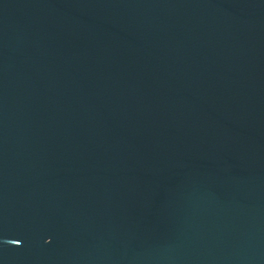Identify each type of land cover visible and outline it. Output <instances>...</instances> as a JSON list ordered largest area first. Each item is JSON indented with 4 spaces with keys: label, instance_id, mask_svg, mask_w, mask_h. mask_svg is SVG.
Here are the masks:
<instances>
[{
    "label": "water",
    "instance_id": "obj_1",
    "mask_svg": "<svg viewBox=\"0 0 264 264\" xmlns=\"http://www.w3.org/2000/svg\"><path fill=\"white\" fill-rule=\"evenodd\" d=\"M0 264H264V0H0Z\"/></svg>",
    "mask_w": 264,
    "mask_h": 264
}]
</instances>
